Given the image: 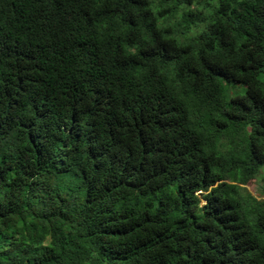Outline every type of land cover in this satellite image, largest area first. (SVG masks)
Returning a JSON list of instances; mask_svg holds the SVG:
<instances>
[{
	"label": "trees",
	"instance_id": "16d2710c",
	"mask_svg": "<svg viewBox=\"0 0 264 264\" xmlns=\"http://www.w3.org/2000/svg\"><path fill=\"white\" fill-rule=\"evenodd\" d=\"M260 173L264 0H0V264H264Z\"/></svg>",
	"mask_w": 264,
	"mask_h": 264
},
{
	"label": "rangeland",
	"instance_id": "374dc122",
	"mask_svg": "<svg viewBox=\"0 0 264 264\" xmlns=\"http://www.w3.org/2000/svg\"><path fill=\"white\" fill-rule=\"evenodd\" d=\"M243 85L235 84L232 82L226 83V96L229 97L232 93H241L243 91ZM264 174L260 173L256 177L251 178L246 183L242 184L245 190L249 191L253 195H258L261 190H264Z\"/></svg>",
	"mask_w": 264,
	"mask_h": 264
}]
</instances>
